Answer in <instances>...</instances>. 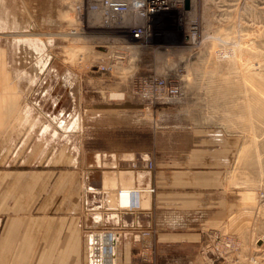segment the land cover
<instances>
[{"label": "rangeland", "instance_id": "obj_1", "mask_svg": "<svg viewBox=\"0 0 264 264\" xmlns=\"http://www.w3.org/2000/svg\"><path fill=\"white\" fill-rule=\"evenodd\" d=\"M50 1L35 19V0H27L25 19L6 20L0 32L11 42L12 63L26 72L19 109L37 116L27 123L47 130L43 138L55 145L37 168L50 167L44 164L55 162L57 151L79 169L91 164L86 182L112 199L98 190L94 201L111 209L117 188L147 183L140 175L145 160L153 184L157 161L190 144L187 131L220 130L236 142L226 184L264 187V0H188L187 8L180 0L154 16L150 38L137 42L127 37L131 14L112 23L97 13L98 0H53L51 17ZM152 77L178 86L179 96L156 97L144 83ZM66 160L60 157L55 170L67 171ZM258 190L252 216L212 228L237 239L241 264H264ZM238 223L244 225L233 228Z\"/></svg>", "mask_w": 264, "mask_h": 264}, {"label": "crops", "instance_id": "obj_2", "mask_svg": "<svg viewBox=\"0 0 264 264\" xmlns=\"http://www.w3.org/2000/svg\"><path fill=\"white\" fill-rule=\"evenodd\" d=\"M26 4L27 0H0V32H5L6 20L25 19ZM42 4L43 0H35V19ZM46 15H53V0L46 4ZM0 37H4L0 38V264H85L83 228L98 221L82 213V189L89 187L91 201L98 190L109 202L112 199L101 186L86 182L91 164L79 169L76 161L70 162V154L57 151L55 162L44 164L50 167H36L43 152L55 145L43 138L47 130L27 123L37 122V116L30 119L19 109L26 72L12 63L10 40ZM72 82L66 80L68 89ZM51 132V136L58 133ZM186 136L190 144L176 158L157 161L152 177L155 192L142 196L138 212L119 220L126 227L119 235L118 264H205L198 253L205 231L252 216L259 184L230 188L224 181V170L236 151L235 138L220 130L187 131ZM60 157L67 159L65 172L55 170ZM140 175L149 182L148 173ZM239 224L233 228L244 225ZM129 227L152 228L154 233L133 245ZM146 243L151 247L142 249Z\"/></svg>", "mask_w": 264, "mask_h": 264}, {"label": "built area", "instance_id": "obj_3", "mask_svg": "<svg viewBox=\"0 0 264 264\" xmlns=\"http://www.w3.org/2000/svg\"><path fill=\"white\" fill-rule=\"evenodd\" d=\"M170 2H173L174 6L180 0H98L96 9L97 13L103 14L105 19L112 23H122L121 20L131 14L132 25L128 28L127 37L137 42L150 38L151 19L165 13L168 7H171ZM125 21L127 20L125 19ZM144 83L156 97L172 99L180 94L178 86H174L164 79L152 77ZM145 161L146 172L150 176L152 163L149 159ZM89 190L88 186H84L82 189L83 214L86 216L98 214L97 221L102 225H89L83 228L84 262L85 264H118L119 235L124 227L119 224L105 226L103 222L105 219L119 221L123 215L138 212L142 196H151L155 192V187L149 182L140 186L119 187L115 192L114 206L111 209L101 207L99 201L98 203L90 201V197L93 195L89 194ZM122 197L125 199L123 204L120 202ZM257 197L260 202L264 203V187L258 190ZM92 202L93 205L90 204ZM129 230V239L133 245L149 239L154 233L152 228L129 227ZM141 245L142 249L151 247L148 243ZM238 249V241L235 237L209 229L205 231L204 238L198 246V253L205 260V264H241L237 254Z\"/></svg>", "mask_w": 264, "mask_h": 264}, {"label": "water", "instance_id": "obj_4", "mask_svg": "<svg viewBox=\"0 0 264 264\" xmlns=\"http://www.w3.org/2000/svg\"><path fill=\"white\" fill-rule=\"evenodd\" d=\"M184 7L185 8H187L188 7V0H184ZM119 222L120 221H117V219H115V220H110V221H106V219H105V221L103 222L104 224L103 225H105V226H110V224H112L113 223V225H117V224H119ZM120 225L121 226H125V222H124V220H122L121 222H120ZM263 238H264V236H263ZM260 242H259V240L257 241V244H259Z\"/></svg>", "mask_w": 264, "mask_h": 264}, {"label": "bare ground", "instance_id": "obj_5", "mask_svg": "<svg viewBox=\"0 0 264 264\" xmlns=\"http://www.w3.org/2000/svg\"><path fill=\"white\" fill-rule=\"evenodd\" d=\"M174 1H175V0H174ZM171 5H172V6H171V7L169 6L168 9H167L166 11H168L169 9H171V8L173 7V2H171ZM166 11H165V12H166ZM74 34H75V33H74ZM114 178H115V176H114ZM117 179H118V178H117ZM119 182H120V181H119ZM129 183H130V182H129ZM121 184H122V183H121ZM127 185H128V184H127ZM127 185H126V186H127ZM117 186H119V185H117ZM123 187H124V186H123Z\"/></svg>", "mask_w": 264, "mask_h": 264}]
</instances>
